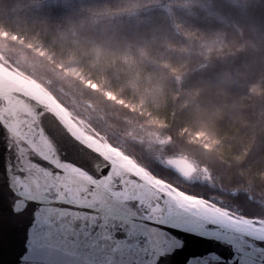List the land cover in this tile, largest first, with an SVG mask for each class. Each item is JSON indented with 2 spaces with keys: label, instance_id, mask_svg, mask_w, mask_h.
<instances>
[{
  "label": "trees",
  "instance_id": "obj_1",
  "mask_svg": "<svg viewBox=\"0 0 264 264\" xmlns=\"http://www.w3.org/2000/svg\"><path fill=\"white\" fill-rule=\"evenodd\" d=\"M143 3L0 0V31L46 52L30 75L92 133L182 192L264 219L263 55L188 0Z\"/></svg>",
  "mask_w": 264,
  "mask_h": 264
},
{
  "label": "water",
  "instance_id": "obj_2",
  "mask_svg": "<svg viewBox=\"0 0 264 264\" xmlns=\"http://www.w3.org/2000/svg\"><path fill=\"white\" fill-rule=\"evenodd\" d=\"M59 105L38 81L0 63V264H33L34 229L53 224L59 235L42 254L43 264H181L209 250L229 260L241 243L246 264H264V225L179 200L165 180L152 182L133 158ZM172 162L190 175L186 160ZM201 221L218 223L208 234L219 242L177 231ZM137 235L186 247L177 255H165L172 248L159 245L130 248L129 237Z\"/></svg>",
  "mask_w": 264,
  "mask_h": 264
},
{
  "label": "rangeland",
  "instance_id": "obj_3",
  "mask_svg": "<svg viewBox=\"0 0 264 264\" xmlns=\"http://www.w3.org/2000/svg\"><path fill=\"white\" fill-rule=\"evenodd\" d=\"M175 1L178 0H143L144 3L140 8L142 11L143 9H147L146 7L149 6L168 8L169 5ZM188 2L194 5L195 10L200 11L201 13H204L206 15H211L216 21L220 22L223 26L228 28L233 35H235L237 38H240L242 41H246V43L249 44V46L252 47L254 51L256 50L260 52L264 57V20L260 16V12L264 10V6L257 0H188ZM142 11L137 10L135 13L139 14L140 12L142 13ZM38 56L42 58H49V56L46 55V52L31 40H23L16 37L15 35H10L6 32L0 31V63L19 72L24 76H27L30 79L35 80L30 75L29 71H33V58ZM222 95L226 94L222 93ZM62 106L72 117L80 121V124L87 132L92 133V128L87 125V123L83 119L73 116L72 112L68 108H66L63 104ZM262 113L264 114L263 111ZM104 142L112 145L108 141ZM115 148L122 151L118 147ZM136 163L143 169H145L148 173L155 176L146 167L139 164L138 162ZM155 177L160 179L157 176ZM165 182L175 190L182 192L171 183L167 181ZM192 197L202 200L208 205L227 211L236 217L246 218L254 221L257 224L264 225V219L249 218L246 216L238 215L236 213H232L230 210L217 206L204 198L196 196Z\"/></svg>",
  "mask_w": 264,
  "mask_h": 264
},
{
  "label": "snow or ice",
  "instance_id": "obj_4",
  "mask_svg": "<svg viewBox=\"0 0 264 264\" xmlns=\"http://www.w3.org/2000/svg\"><path fill=\"white\" fill-rule=\"evenodd\" d=\"M218 226V223L201 221L199 227L189 226L179 228L177 231L185 232L187 235L200 240H215L219 242L218 237L208 234L210 229H215ZM34 232L35 236L31 242L34 253L33 264H43L41 256L52 243L53 239L58 238L59 230L54 224L47 228L43 225H39L34 229ZM129 240L130 243L128 246L130 248L141 251L154 245H159L160 248H172V251L170 253H164L165 255H177L182 253L186 247V242L181 243L179 247H174L167 238L162 239L151 235H137L135 237H129ZM231 253V259L229 260H221L220 257L216 256L211 250L207 253L189 254L182 259L181 264H246L247 253L244 251L242 243L233 247Z\"/></svg>",
  "mask_w": 264,
  "mask_h": 264
},
{
  "label": "bare ground",
  "instance_id": "obj_5",
  "mask_svg": "<svg viewBox=\"0 0 264 264\" xmlns=\"http://www.w3.org/2000/svg\"><path fill=\"white\" fill-rule=\"evenodd\" d=\"M65 112H67L61 105H59ZM132 164H134V163H132ZM134 166L135 167H137V168H139L140 169V167L139 166H137V165H135L134 164ZM143 172H145L144 170H142ZM147 175H148V177H149V179H151V181L152 182H154V183H160V184H162V185H164L161 181H159L157 178H155L154 176H151L150 174H148L147 172H145ZM175 193H176V195L178 196V198H179V200H183V201H195V202H198V203H200V204H202V205H204L205 204V206L207 205L206 203H204L202 200H199V199H196V198H193L192 196H189V195H187V194H185V193H183V192H180V191H177V190H175ZM208 207V209L212 212V213H214L215 215H217V216H219V217H221V218H225V219H235V220H237L239 223H241V224H244V225H251V226H255V227H258V226H256L255 224H253L252 222V220H249V219H246V218H238L237 219V217H235L234 215H232V214H230L229 212H227V211H224V210H222V209H220V208H216V207H212V206H209V205H207ZM260 228H263L264 229V226H262V227H260Z\"/></svg>",
  "mask_w": 264,
  "mask_h": 264
}]
</instances>
